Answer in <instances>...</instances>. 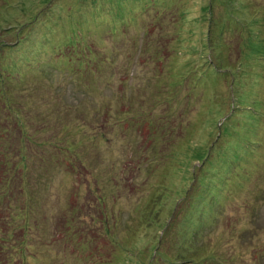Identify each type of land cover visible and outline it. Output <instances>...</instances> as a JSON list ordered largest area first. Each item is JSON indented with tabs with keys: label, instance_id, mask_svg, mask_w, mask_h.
<instances>
[{
	"label": "rangeland",
	"instance_id": "obj_1",
	"mask_svg": "<svg viewBox=\"0 0 264 264\" xmlns=\"http://www.w3.org/2000/svg\"><path fill=\"white\" fill-rule=\"evenodd\" d=\"M0 264H264V0H0Z\"/></svg>",
	"mask_w": 264,
	"mask_h": 264
},
{
	"label": "trees",
	"instance_id": "obj_2",
	"mask_svg": "<svg viewBox=\"0 0 264 264\" xmlns=\"http://www.w3.org/2000/svg\"><path fill=\"white\" fill-rule=\"evenodd\" d=\"M5 103V102H4ZM6 104V103H5Z\"/></svg>",
	"mask_w": 264,
	"mask_h": 264
},
{
	"label": "bare ground",
	"instance_id": "obj_3",
	"mask_svg": "<svg viewBox=\"0 0 264 264\" xmlns=\"http://www.w3.org/2000/svg\"><path fill=\"white\" fill-rule=\"evenodd\" d=\"M223 160V159H222Z\"/></svg>",
	"mask_w": 264,
	"mask_h": 264
}]
</instances>
